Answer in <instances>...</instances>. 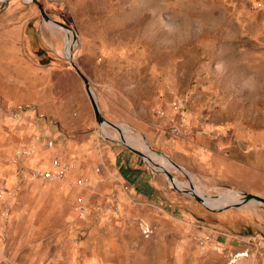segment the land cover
I'll list each match as a JSON object with an SVG mask.
<instances>
[{
	"label": "rangeland",
	"instance_id": "obj_1",
	"mask_svg": "<svg viewBox=\"0 0 264 264\" xmlns=\"http://www.w3.org/2000/svg\"><path fill=\"white\" fill-rule=\"evenodd\" d=\"M235 190L264 197V0L0 1V264H264Z\"/></svg>",
	"mask_w": 264,
	"mask_h": 264
},
{
	"label": "water",
	"instance_id": "obj_2",
	"mask_svg": "<svg viewBox=\"0 0 264 264\" xmlns=\"http://www.w3.org/2000/svg\"><path fill=\"white\" fill-rule=\"evenodd\" d=\"M40 7V10H41V14L46 17V14L43 10V7L41 5H39ZM66 30L70 31L69 27L65 24L62 25ZM74 39H75V36H74ZM74 49V44H72L71 46V49L70 51L68 52V55H66V58L73 64V66H75V63L73 61V58H72V51ZM78 71V70H77ZM79 75L81 76V78L83 79L84 81V84H85V89L89 92L90 94V100H91V103H92V106H93V109H94V114H95V118L97 120V122L99 124H102V123H108L109 125L113 126V127H117V124L114 123V122H109L107 120H105L103 118V116L101 115V112L99 110V107H98V104H97V101L95 100V98L93 97L92 93H91V86H90V82L88 80V78L83 74L81 73L80 71H78ZM122 139V138H121ZM127 148H129L131 151L135 152L136 154H138L139 156L143 157L145 159V161L150 165V164H154L156 165V167H159V164H157L156 162L153 161V159L150 157L149 155V152H142V151H139L135 148H133L132 146L126 144ZM154 168V167H153ZM178 168H181V167H178ZM165 174L167 175L168 179L171 180L172 182H174V178L172 177V175L166 171ZM180 190V189H178ZM187 194H190L192 195L198 202H200L201 204H203L205 206V202H204V198L199 196L197 193H195L190 187L187 188V189H183L181 190ZM236 192L240 193L242 198H241V201L238 202L236 205H242V204H246V203H249V202H257V203H262L264 204V197L262 196H259L257 194H253V193H245V192H241V191H237L235 190ZM208 209L210 210H213V211H216L215 208H211V207H208L206 206Z\"/></svg>",
	"mask_w": 264,
	"mask_h": 264
},
{
	"label": "bare ground",
	"instance_id": "obj_3",
	"mask_svg": "<svg viewBox=\"0 0 264 264\" xmlns=\"http://www.w3.org/2000/svg\"><path fill=\"white\" fill-rule=\"evenodd\" d=\"M1 1V0H0ZM65 31H66V33H71L70 31H68V30H66L65 29ZM67 41H69V37L67 36ZM71 42L69 41V42H67V45H66V51H67V55H68V52L70 51V49H71ZM87 91V90H86ZM87 93H88V95H89V97H90V94H89V92L87 91ZM91 93H92V95H93V97L95 98V100L97 101V99H96V95H95V93H94V91L92 90V88H91ZM104 124H106L107 125V123H104ZM122 130H124V134L126 135V136H124V135H122V132H120V135H121V141H122V143H123V145L125 146V147H127L126 146V144L128 143L127 141H129V140H131V141H142L143 143L141 144V147L142 148H145V141L142 139V138H140V137H138V139H135V138H131V137H129V129L128 128H124V127H121V131ZM128 138V140H126L125 138ZM141 143V142H140ZM133 147V146H132ZM149 155L155 160V162H160V164H159V166H160V170H162L164 173L166 172V171H168L169 172V169H172V168H178V167H173L170 163H166V164H163V163H161V160H160V158L161 157H159V156H157V155H154V154H151L150 152H149ZM169 167V168H168ZM166 175V174H165ZM166 177H167V175H166ZM167 180H168V182H169V184L170 185H172V186H174L175 188H177V189H180V190H183V189H187L188 187H185V186H179V185H175V184H173L172 182H171V180H169L168 179V177H167ZM181 183V182H180ZM182 185H186L185 183H183ZM192 183H191V185H190V188L194 191V189L192 188ZM195 193H197L199 196H201V197H203L204 198V202H205V204H207V203H209L208 202V199L210 200V201H212V202H214V199L213 198H211L210 196H205V195H203L202 193H199V192H196V191H194ZM229 199L231 200V198H242V196H241V194L240 193H237V192H230L229 193Z\"/></svg>",
	"mask_w": 264,
	"mask_h": 264
},
{
	"label": "built area",
	"instance_id": "obj_4",
	"mask_svg": "<svg viewBox=\"0 0 264 264\" xmlns=\"http://www.w3.org/2000/svg\"><path fill=\"white\" fill-rule=\"evenodd\" d=\"M51 147H53L52 143ZM69 173L70 167L67 164H63L58 159H54L52 170L35 169L32 172V176L36 179H42L46 181H61L67 177Z\"/></svg>",
	"mask_w": 264,
	"mask_h": 264
}]
</instances>
